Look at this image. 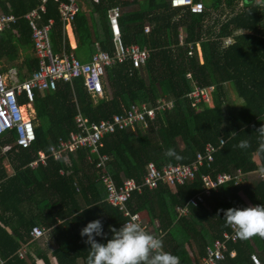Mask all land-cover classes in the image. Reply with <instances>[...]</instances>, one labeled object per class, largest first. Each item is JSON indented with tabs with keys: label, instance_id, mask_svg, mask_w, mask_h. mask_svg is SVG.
<instances>
[{
	"label": "trees",
	"instance_id": "obj_1",
	"mask_svg": "<svg viewBox=\"0 0 264 264\" xmlns=\"http://www.w3.org/2000/svg\"><path fill=\"white\" fill-rule=\"evenodd\" d=\"M193 1L202 3V13L171 9L168 0L79 1L72 27L76 47L70 49L66 42L67 51L75 57L80 53L91 56L97 44L100 50L112 54L107 11L118 6L122 44L145 48L149 57L139 74L134 72L132 77L127 75L128 62L108 68L109 97L105 91L101 98H91L81 79L59 83L54 91L34 92L31 106L35 141L27 149L14 146L10 152L0 153L2 264H35L29 253L18 255L29 244L33 227H42L51 236L56 245L52 256L57 264H87L88 245L83 243L79 230L96 218L103 220L105 230L108 225L119 227L125 220L105 202L104 187L85 164L88 150L68 154L69 166L49 157V147L76 130V107L89 122H99L131 104L154 103L158 98L173 103L171 110L157 114L156 125L148 134L119 131L103 137L97 152L108 157L107 170L116 183L124 177L140 185L147 164L153 163L157 169L188 164L206 144L218 146L223 140L213 162L200 168L191 184L171 188L159 183L154 190L143 187L127 202L130 212L142 214L148 225L157 222L153 234H165L163 248L177 255L180 264L199 260L213 240L229 231L218 209L264 204V179H258L256 174H251L242 186H219L206 199V206L188 204L201 191L203 174L213 177L235 170L256 173L264 167V153L256 151L254 133L264 124V7H258L255 0ZM38 3L39 0H0V13L17 18L10 29L0 32V73L14 68L19 81L37 69L30 29L23 17ZM57 6V2L48 0L39 21V26L53 21L49 36L56 47L62 41ZM145 25L149 27L147 34L143 32ZM181 30L184 37L179 45ZM227 38L231 44L225 46L223 41ZM188 44L194 46L191 57L186 55ZM187 74L191 79L186 78ZM193 84L212 88L207 104L191 107L186 95ZM19 103L26 104L22 97ZM246 138L249 148L236 147L238 141ZM13 139L11 133L9 142ZM168 148H173L180 159L164 156ZM39 151L48 156L45 166L29 168ZM91 157L97 158L96 154ZM5 159L12 168L11 175L4 171ZM187 204L188 214L178 217L175 209ZM227 250L234 251V257L226 253L217 264H252L251 254L264 264V238L259 235L229 243ZM37 251L35 256L46 261Z\"/></svg>",
	"mask_w": 264,
	"mask_h": 264
},
{
	"label": "built area",
	"instance_id": "obj_2",
	"mask_svg": "<svg viewBox=\"0 0 264 264\" xmlns=\"http://www.w3.org/2000/svg\"><path fill=\"white\" fill-rule=\"evenodd\" d=\"M57 10L59 20L62 24V41L57 46V51L52 50L50 41V30L53 25L52 20L39 26L42 14L46 11L48 0H39L36 8L24 15V20L31 33V43L33 55L37 61V69L31 75L19 81L17 72L10 68L6 73H0V153L10 152L14 146L22 149L29 148L35 141V132L32 119L23 113V107L31 106L34 98V92L54 91L59 83H71L74 79H81L83 89L91 98H101L108 88L106 79V70L118 64L128 62L130 68L127 75L132 77L134 72L139 74V70L145 65L149 57V51L140 48L137 45L124 46L121 42L119 17L121 9L118 6L112 7L107 11V20L110 28L113 52L112 54L102 51L95 44V52L91 54L88 62L80 61L72 51L66 48V28L73 27L75 15L79 9V0H67L58 2ZM97 3V0H91ZM169 7L177 10H188L191 14H200L203 12V5L200 1L193 0H168ZM17 18L12 14L0 13V32L10 29L16 24ZM143 32L149 33V27L144 26ZM182 32L178 36L179 45H182ZM231 44V39L223 41V45ZM192 44L187 45L186 55H193ZM186 78L191 79L187 74ZM212 88H200L193 84L192 90L186 95L190 101L191 107L209 102L208 93ZM24 98L26 104L21 105L19 98ZM173 103L165 98H158L154 103L142 102L131 104L128 108H122V112L112 115L106 120L99 122H89L82 117L76 107L77 114L74 117L75 131L71 132L67 138L58 139L49 147V157L53 160H62L69 166L68 154L78 150H88L85 156V164L89 170L96 176V179L104 187L105 202L117 209L121 216L127 220L130 215H135L142 226L149 232L151 228L147 219L140 213H132L127 207V202L134 192L139 193L141 188L154 190L159 183L166 184L174 188L191 184L198 176L200 168L209 167L213 162V155L216 150L223 145V140H219L218 146L206 144L203 151L195 154L194 159L184 165H167L157 169L153 163L146 166V171L138 185L133 179L120 178L116 183L107 170L108 157L98 154V147L104 136L111 135L119 131H125L133 135L148 134L150 128L156 125L155 121L158 113L171 110ZM31 114H32V110ZM31 116V115H30ZM32 117V116H31ZM11 133L14 134V141L11 140ZM96 154L97 158L92 159L91 155ZM48 156L43 152L37 153V158L29 163V168L34 169L38 164L45 166ZM251 174H256L258 179L263 180L264 175L260 172L243 173L235 170L231 173H217L211 177L209 174L200 176L202 188L201 191L191 198L188 202L191 206L204 205L206 199L217 188L226 183H232L234 186L247 184ZM188 204L184 207L175 209L178 217L188 214ZM124 220V222H125ZM123 222V223H124ZM229 231L223 232L220 238L206 247L205 253L199 260L191 259L190 264H217L224 260L227 253L230 258L235 255L234 251H228L229 243H236L240 238L237 237L236 227L229 226ZM46 234L42 227H33L29 233L30 242L41 239ZM25 251L18 255L24 256ZM252 264H263L255 254L250 255ZM3 260L0 258V264Z\"/></svg>",
	"mask_w": 264,
	"mask_h": 264
},
{
	"label": "clouds",
	"instance_id": "obj_3",
	"mask_svg": "<svg viewBox=\"0 0 264 264\" xmlns=\"http://www.w3.org/2000/svg\"><path fill=\"white\" fill-rule=\"evenodd\" d=\"M256 5L264 7V0H256ZM254 133L256 151L264 153V124ZM236 147L249 148V139H241ZM164 156L180 159L173 148L166 149ZM258 171L264 175V167ZM221 212L225 225L236 227L238 238L247 239L254 235L264 238V204L217 210L218 214ZM79 235L88 245L87 264H180L177 255L164 250L165 234L147 231L135 215H130L119 227L108 225L107 230L101 218L92 219L79 230Z\"/></svg>",
	"mask_w": 264,
	"mask_h": 264
},
{
	"label": "crops",
	"instance_id": "obj_4",
	"mask_svg": "<svg viewBox=\"0 0 264 264\" xmlns=\"http://www.w3.org/2000/svg\"><path fill=\"white\" fill-rule=\"evenodd\" d=\"M82 9L85 10L84 7H82ZM66 42L68 43L70 49H74L76 47L75 37L73 35L71 28H66ZM52 44L53 43L51 42V45ZM53 46H54L53 51L56 52L57 47L54 44ZM78 57L77 58L80 61L88 62L90 58V53H80ZM3 168L7 175H11L13 173L12 168L9 166L6 159L3 160ZM150 228H152V226H150ZM36 249L38 250L37 253L41 252L46 257V261L40 259L39 257H36L37 254L34 252ZM55 249H56V245L52 241V238L49 235V233H46L45 236L40 240L29 242V244L23 247V251L29 253L35 259V264H57L54 257L52 256V252Z\"/></svg>",
	"mask_w": 264,
	"mask_h": 264
},
{
	"label": "rangeland",
	"instance_id": "obj_5",
	"mask_svg": "<svg viewBox=\"0 0 264 264\" xmlns=\"http://www.w3.org/2000/svg\"><path fill=\"white\" fill-rule=\"evenodd\" d=\"M80 1V0H79ZM255 2H256V0H255ZM82 7H84V6H82ZM183 30H181V32H182ZM181 37L183 38L184 37V33L182 32V35H181ZM53 48H54V46H53V44H52V50H53ZM79 58V57H78ZM80 59V58H79ZM110 93H111V89H110V87H108L107 88V90H106V95L109 97V95H110ZM230 98L231 99H234V96L232 95V93H230ZM234 103H236V105H237V101H236V99L233 101ZM30 110H32V114H31V111ZM23 113L24 114H26L27 116H29V118L30 119H33L34 118V110H33V108H32V106H30L29 107V109H28V107H23ZM32 117H31V116ZM209 207V206H208ZM152 226V228H151V232L153 233V228H157V222L156 221H154L153 222V225H151Z\"/></svg>",
	"mask_w": 264,
	"mask_h": 264
}]
</instances>
